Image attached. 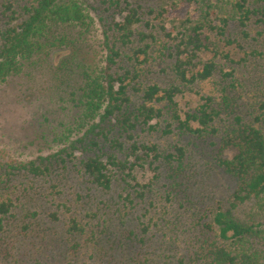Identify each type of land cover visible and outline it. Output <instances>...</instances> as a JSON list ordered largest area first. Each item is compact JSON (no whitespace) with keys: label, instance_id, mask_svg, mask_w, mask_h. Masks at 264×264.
I'll use <instances>...</instances> for the list:
<instances>
[{"label":"rangeland","instance_id":"374dc122","mask_svg":"<svg viewBox=\"0 0 264 264\" xmlns=\"http://www.w3.org/2000/svg\"><path fill=\"white\" fill-rule=\"evenodd\" d=\"M7 1L18 10L32 0H0V3ZM77 1L88 19L87 25L72 31L81 33L73 47L77 48L76 58L100 63L103 41L107 36L112 37V25L121 19L123 11L109 5L108 0ZM128 1L141 6L142 10L156 9L159 3V0ZM232 1L200 0L191 6L190 13L194 20H201L206 10L228 16ZM149 18V15L143 16L144 20ZM4 19L0 12V25ZM137 30H145L143 23ZM151 31L156 40L150 57L145 64L137 65L143 83L156 82L162 87L169 83L179 85L181 93L175 100L181 112L193 110L201 95L220 96L223 82L217 72L206 80L186 86L179 84L170 72L171 59L166 57L173 51L176 40L164 37L156 28ZM166 31L174 36L177 28L166 22ZM247 31L249 37L239 40L244 50L260 49L264 24L251 21ZM238 33L237 23L230 21L226 34L237 39ZM211 39L217 41L214 35ZM137 45L133 43L123 54L129 55L131 48ZM217 47L229 52L236 64L214 57L207 50L201 51L199 58L203 61L213 59L217 68L223 70L234 68L237 81L242 85L249 82L250 72L251 77L262 76L263 72L256 71L257 67L264 66V56L261 59L244 57L238 47L226 46L223 41ZM58 52L70 55L71 49ZM125 56L120 66L131 64ZM52 74L53 71L38 69L30 77H14L0 85V200L10 197L14 205L0 233V264H176L179 258L186 262L193 258L200 240L210 234L205 235L200 224L210 222L216 206L227 208L235 184L215 160L219 135L179 133L172 126L170 132H165L169 117L163 109L162 116L149 123L151 128L141 125L136 128L133 140L155 144L160 153L171 150L174 144L182 145L185 178L172 181L169 174L174 165L161 159L136 160L124 137L119 139L124 143L121 151L98 140L97 147L90 152L92 155H100L105 160L114 154L120 160L134 163L129 176L111 168L109 189H100L82 173L79 154L64 163L54 155L55 147L49 142L47 131L63 116L65 104L54 94V86L59 81H54ZM237 89L234 96L238 111L248 115L254 109L257 92L251 87L247 93ZM129 97L130 108L140 101L136 93L130 92ZM217 124L222 127L229 121L222 115ZM231 155V151L224 152L226 157ZM30 161L48 164L49 173L44 176L30 174L22 168ZM167 193L168 199L165 198ZM244 206H238L234 213L243 216ZM70 217L81 223L82 233L73 234L67 230Z\"/></svg>","mask_w":264,"mask_h":264},{"label":"trees","instance_id":"16d2710c","mask_svg":"<svg viewBox=\"0 0 264 264\" xmlns=\"http://www.w3.org/2000/svg\"><path fill=\"white\" fill-rule=\"evenodd\" d=\"M199 2L159 0L156 9L142 10L128 0H108L109 5L121 8L123 15L113 23L112 37L107 36L103 41L100 63L76 58L77 48L73 47L81 33L72 31L87 25L88 19L77 0H32L18 10L11 2L0 3V12L5 18L0 25V85L14 77H30L38 69L53 71V80L59 81L54 86V94L65 104L63 116L47 131L49 142L55 147L54 155L64 163L79 154L82 173L103 190L111 185V168L129 176L134 163L120 160L114 154L105 160L100 155H92L90 152L97 147L98 140L121 151L124 143L119 139L124 137L136 160L161 159L174 165L169 174L172 181L185 178L182 145L174 144L171 150L160 153L155 144L133 140L136 128L140 125L151 128L149 123L160 118L163 109L169 117L165 132H170L172 126L179 133L219 135L215 160L234 179L230 201L226 209L216 206L210 222L200 224L203 233L211 236L200 240L195 256L187 262L179 258L176 264H264V66L257 67L256 72H263L261 77H251L250 72L249 82L242 85L237 81L234 68L223 70L217 68L213 59L199 58V53L207 50L214 57L236 64L229 52L218 49L220 41L226 46L238 47L244 57L263 58L264 41L260 49L249 51L239 42L249 37L247 26L251 21L264 24V0H233L229 3L230 15L219 16L215 10H206L201 20H194L190 8ZM144 15L151 18L144 20ZM233 20L239 27L237 39L226 34ZM166 22L177 28L174 36L166 31ZM142 23L145 30H137ZM152 28L176 40L173 51L166 54L171 59L170 72L174 79L186 86L211 78L217 72L223 82L218 98L201 95L193 110L181 112L175 100L181 93L179 85L169 83L162 87L156 82L140 80L137 65L148 61L156 40ZM211 35L217 41L211 39ZM135 42L138 45L125 56L123 50ZM66 48L71 49L70 55L56 53ZM123 56L131 63L129 66L119 65ZM250 87L257 92L254 109L249 116L242 115L234 94L237 88L247 93ZM130 92L138 94L140 100L131 108ZM222 115L229 124L220 127L217 123ZM226 151H231L232 155L224 156ZM22 168L34 176H44L50 171L48 164L34 161ZM240 205H245L241 217L234 213ZM13 206L10 197L0 200V233ZM67 230L82 233L84 227L75 217H70Z\"/></svg>","mask_w":264,"mask_h":264}]
</instances>
